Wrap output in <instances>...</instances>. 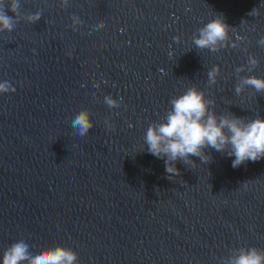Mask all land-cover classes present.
Wrapping results in <instances>:
<instances>
[{
	"label": "water",
	"instance_id": "water-1",
	"mask_svg": "<svg viewBox=\"0 0 264 264\" xmlns=\"http://www.w3.org/2000/svg\"><path fill=\"white\" fill-rule=\"evenodd\" d=\"M0 264H264V0H0Z\"/></svg>",
	"mask_w": 264,
	"mask_h": 264
}]
</instances>
